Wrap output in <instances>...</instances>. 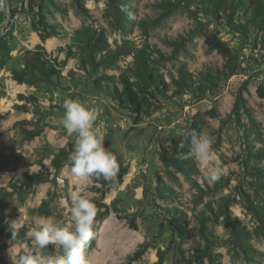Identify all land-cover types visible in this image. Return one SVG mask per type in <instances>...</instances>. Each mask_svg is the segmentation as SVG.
<instances>
[{"label":"rangeland","instance_id":"1","mask_svg":"<svg viewBox=\"0 0 264 264\" xmlns=\"http://www.w3.org/2000/svg\"><path fill=\"white\" fill-rule=\"evenodd\" d=\"M171 1L177 8L168 13L162 9V0H117L114 5L124 13L116 22L108 0H4L0 7V40L6 38L11 59L0 71V188L25 173L39 172L41 165H50L60 149L74 145L75 135L67 134L62 127V105L66 99L78 100L97 110V123L103 122L107 128L105 148L117 156L121 170L118 183L100 197L91 192V183L71 173L66 162L56 174L50 169V178L56 184L36 186L22 202L13 197L1 216L10 225L16 220L18 228L29 230L38 228L42 218L67 226L72 223L69 212L72 194H87L90 199L98 198L95 201L98 215L108 210L97 223L94 247L86 249L89 264H120L144 242L150 247L137 264H154L158 249L167 250L163 264L188 259L192 249L205 242L199 236L188 240L174 233L171 226L184 215L189 229L198 228L203 217L206 230L215 236L213 253L220 255V262L214 260L213 264H264V237L251 235L250 243L261 256L247 261L233 250L218 207L227 203L231 219L239 221L250 233L257 225L248 205L251 201L264 202V191L256 187L257 181L264 178L255 174L256 169L264 168V157L254 154L264 149V46L252 32L241 36L213 19L198 0ZM39 22L48 25V32L56 33L44 43L36 31ZM83 26L102 30L111 49L126 40L137 48L146 45L150 50L160 51L161 57L152 58L166 76L186 64L195 80L206 71L212 72L214 84H206L208 91L200 98L188 92L160 98L159 108L135 124L134 114L120 110L92 84L96 76H116L118 72L102 67L85 72L75 60H68L61 75L51 83L30 87L11 79V71L23 66L24 54L38 45L63 60L64 56L58 55L56 49L71 45L75 32ZM204 32L216 34L233 50L236 70L230 77L225 76L222 57L205 45ZM132 61L131 56H124L117 66L125 69ZM103 85L110 87L106 82ZM17 86H24V90L17 91ZM19 94L34 96L43 107L41 116L34 114L32 106H28L27 113L15 109V105L25 103L18 101ZM214 108L218 117L207 118L209 132L227 172L211 184L204 178L207 169L195 160L198 172L193 176L166 168L159 160L160 144L168 145L169 139L184 133L194 115ZM17 121H26L28 129L41 125L43 132L32 141H24L14 128ZM158 177L164 194L157 192ZM44 200L50 202L51 216L35 212ZM113 205L120 211L118 216ZM131 214H136L137 231L130 230L123 220ZM1 241L9 243L7 239ZM29 248L36 246L31 241L28 247L12 245L0 250V256L13 264L19 254H28ZM181 263L186 264L182 259Z\"/></svg>","mask_w":264,"mask_h":264},{"label":"trees","instance_id":"2","mask_svg":"<svg viewBox=\"0 0 264 264\" xmlns=\"http://www.w3.org/2000/svg\"><path fill=\"white\" fill-rule=\"evenodd\" d=\"M109 6L114 13L116 22L121 16L120 8L114 3L117 0H108ZM200 7L218 22L224 23L233 32L239 33L241 36L252 32L258 43L264 46V0H198ZM162 9L170 13L177 8L176 3L171 0H162ZM241 14V17H239ZM237 20V21H235ZM38 37L41 43L48 38L54 36L55 31L48 32V25L39 22L36 27ZM35 29V26H33ZM203 38L205 45L209 50L216 51L223 61V69L226 70L225 76L230 77L236 70V62L233 50L227 44L218 38L216 34L204 32ZM176 43H181L177 41ZM56 53L64 56L63 60L54 57L53 53L47 52L42 45L36 46L33 50L27 51L23 56V66L11 71V79L18 85L35 86L39 83H51L53 79H57L61 75V69L68 60H75L80 70L87 72L89 69L96 71L100 67L111 71L118 72L116 76H100L93 79V87L96 91L105 94L120 110L128 111L136 116L135 124L139 123L143 116H147L159 108V99H167L170 96H177L184 92L190 93L195 98H200L208 91L206 84H214V75L210 71H206L200 78L194 79L189 73L186 64H181L175 74L168 73L166 76L157 66V60L152 58L154 55L161 57L162 54L157 50H150L149 46L144 45L137 48L129 41H123L122 44L115 49H111L102 30L99 32L93 30L89 26H83L75 32L72 37V44L65 49L57 48ZM124 56H131L133 61L127 65L125 69L117 66V61ZM158 58V57H156ZM10 49L5 37L0 40V71L5 69L10 61ZM168 77L169 81H167ZM106 82L110 87H105ZM18 101L25 102L23 105H15L14 108L27 113L28 106L35 109V113L41 116L38 100L30 95L24 96L19 94ZM215 119L218 117L217 111L211 109L205 114L194 115L188 125L186 131L201 130L210 131L207 118ZM26 121H17L14 128L18 129L20 136L24 141H32L39 137L43 132L41 125H35L32 129L26 128ZM257 134L259 130L257 129ZM184 133L181 136L169 139V144H160L159 160L166 168H172L175 172L184 176H193L197 174V167L194 159L189 155V146L184 139ZM73 144L60 149L54 154L50 165H41V170L37 173H25L16 179L11 180L6 187L0 188V250H6L12 245H16L11 240V226L2 218L8 203L17 197L21 202L25 200L30 190L44 183H55V179L50 178V169L56 174L61 170L63 165L69 161ZM256 157H264V149H259L254 153ZM257 176H263L264 168L256 169ZM91 192L102 197L105 190L114 184L105 182L102 179L99 182L91 183ZM256 187L264 191V179H259ZM157 192L164 194L165 189L162 186L161 178L158 177ZM145 195V192H144ZM94 203L98 198H91ZM49 200H44L36 208L35 212L43 216H51L52 212L49 207ZM219 212L223 216L222 224L228 232L229 242L233 250L238 251L247 261H253L254 256H261L256 252L251 243V235L255 237H264V202H249L248 209L252 214L256 226L250 233L237 220H232L228 210V204H219ZM106 208V207H105ZM113 212L116 216L120 214L116 205H113ZM108 210L103 211L96 216L93 231L97 229V223L101 220V216L106 215ZM136 214L126 215L123 220L126 221L128 228L137 231ZM176 218V217H175ZM178 222L171 226L175 234L182 239L192 240L199 236L205 243L194 247L189 254L188 259H177L174 264H182L181 259L186 264H204L208 261L213 264L216 260L220 262V255L213 253V247L216 244V238L213 233L206 230L203 217L199 220L198 228L189 229V221L184 215L178 217ZM30 230L26 227L18 228L19 238L25 239L26 233ZM7 239L8 244L2 243L1 240ZM30 242V241H29ZM95 245L94 239L90 242L89 248ZM149 244L144 242L138 248L128 255L120 264H137L142 261L144 255L149 249ZM55 250L48 248V251ZM167 250L158 249L156 252L157 261L154 264H163ZM0 264H8L0 256Z\"/></svg>","mask_w":264,"mask_h":264},{"label":"clouds","instance_id":"3","mask_svg":"<svg viewBox=\"0 0 264 264\" xmlns=\"http://www.w3.org/2000/svg\"><path fill=\"white\" fill-rule=\"evenodd\" d=\"M4 0H0L3 7ZM62 127L67 134L75 135L68 165L71 173L89 183L101 179L111 184L118 183L121 164L117 156L105 148L107 128L98 122L99 114L94 108H87L78 100L66 99L63 102ZM189 146V155L207 169L205 179L217 183L227 172L213 147L214 138L209 131L189 130L184 133ZM69 212L72 223L65 226L61 221L42 218L38 228L19 238L16 220L11 222V240L17 247H28L31 241L36 248H29L28 254H19L13 264H89L86 249L94 239L93 226L98 213L96 203L89 196L73 193ZM49 245L52 251H46Z\"/></svg>","mask_w":264,"mask_h":264},{"label":"bare ground","instance_id":"4","mask_svg":"<svg viewBox=\"0 0 264 264\" xmlns=\"http://www.w3.org/2000/svg\"><path fill=\"white\" fill-rule=\"evenodd\" d=\"M16 90L17 91H21L22 90V87L17 86Z\"/></svg>","mask_w":264,"mask_h":264},{"label":"crops","instance_id":"5","mask_svg":"<svg viewBox=\"0 0 264 264\" xmlns=\"http://www.w3.org/2000/svg\"><path fill=\"white\" fill-rule=\"evenodd\" d=\"M19 87H22V91L24 90L23 88H24V86H19Z\"/></svg>","mask_w":264,"mask_h":264}]
</instances>
